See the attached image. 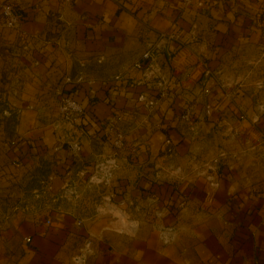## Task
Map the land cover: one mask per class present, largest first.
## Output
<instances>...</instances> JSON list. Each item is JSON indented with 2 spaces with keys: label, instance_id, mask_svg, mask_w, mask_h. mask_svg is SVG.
I'll list each match as a JSON object with an SVG mask.
<instances>
[{
  "label": "crops",
  "instance_id": "0c3cea01",
  "mask_svg": "<svg viewBox=\"0 0 264 264\" xmlns=\"http://www.w3.org/2000/svg\"><path fill=\"white\" fill-rule=\"evenodd\" d=\"M8 2L22 25L0 26V51H22L44 89L59 85L24 111L16 160L40 166L30 156L48 152L41 159L61 186L109 179L104 193L121 214L37 225L26 264H75L81 252L85 264H264V0H0V9ZM172 30L182 42L146 78L136 63ZM161 78L170 96L149 110L140 96L158 98ZM62 97L85 115L63 121ZM124 112L135 118L117 151L108 126Z\"/></svg>",
  "mask_w": 264,
  "mask_h": 264
},
{
  "label": "rangeland",
  "instance_id": "374dc122",
  "mask_svg": "<svg viewBox=\"0 0 264 264\" xmlns=\"http://www.w3.org/2000/svg\"><path fill=\"white\" fill-rule=\"evenodd\" d=\"M14 52L0 51V264H26L30 248L27 239L33 237L37 225L47 224V220L51 221L47 224L50 230L53 224L67 220L69 215L81 223L83 216L89 214L111 220L121 217L111 190L104 193L110 184L101 176L91 182L77 184L71 180L61 186L52 178L49 160L41 159L48 157V152L30 156L38 159L40 166H25L16 160L12 143L26 136L21 128L24 111L34 106L37 99L40 102L45 96L41 95L42 91L58 89L59 85L44 89L41 70H25L24 53ZM198 171L194 170L196 174Z\"/></svg>",
  "mask_w": 264,
  "mask_h": 264
},
{
  "label": "built area",
  "instance_id": "2783aa9c",
  "mask_svg": "<svg viewBox=\"0 0 264 264\" xmlns=\"http://www.w3.org/2000/svg\"><path fill=\"white\" fill-rule=\"evenodd\" d=\"M66 1H72V0H66ZM211 0H180L181 5L183 8H189L192 7L197 3L199 4H205ZM263 23H264V17H263ZM22 25V16L19 12L16 10V6L11 3H5L2 5L0 9V26L5 29L10 30H20ZM182 42L181 35L178 33V31H167V32H161L158 37V41L154 44H150L146 52L142 55V61L143 63H136V68L143 71V74L146 78L153 77V75L156 73V68L158 67V60L161 54L163 53L164 49L168 47L170 44H179ZM82 77L79 79V81H82ZM159 92H158V98H148L145 95L140 96V101L145 102V105L148 107L149 110H153L156 106V103L159 99H168L170 96L171 88L169 85V82L164 80L163 78L159 81ZM228 97L231 96V93L227 94ZM58 111L60 114V117L65 122H73L77 118H82L85 115V109L84 106L76 101L75 99L71 97H62L59 106ZM192 115V108H188L186 110V113L183 116V119L185 121H190ZM135 115L130 114L128 112L122 113L120 118L116 122H110L108 126V132L111 134L112 138V144L114 148L118 150H122L126 145V130L124 129V122L127 120H130L129 118L134 119ZM127 119V120H126ZM73 150L78 151L80 150V147L78 144H74L72 146ZM102 180H105V178L101 177ZM106 183H110L109 179L106 178ZM47 224H51L50 220H47ZM79 225H81V222H78ZM165 242L169 241V236L164 235L163 237ZM31 239H27V243H30ZM87 254L82 253L79 256H76L74 258L75 264H85Z\"/></svg>",
  "mask_w": 264,
  "mask_h": 264
}]
</instances>
